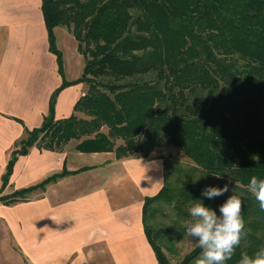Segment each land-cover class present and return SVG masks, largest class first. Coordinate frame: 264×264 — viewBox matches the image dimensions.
Segmentation results:
<instances>
[{
	"label": "trees",
	"instance_id": "trees-1",
	"mask_svg": "<svg viewBox=\"0 0 264 264\" xmlns=\"http://www.w3.org/2000/svg\"><path fill=\"white\" fill-rule=\"evenodd\" d=\"M42 8L61 74L57 25L73 32L85 66L76 81L63 80L42 124L18 142L0 192L19 155L32 145L61 150L69 139L83 136L76 145L80 151L148 156L165 141L210 175L245 187L253 176L264 179V0H43ZM81 81L88 90L74 108L89 118L74 113L56 118L60 90ZM118 137L124 143L115 148ZM72 172L65 167L0 200L12 203ZM180 188L170 184L166 170L164 187L144 203L145 231L162 264H172L157 242L169 230L152 223L153 204L174 198L178 207L193 202L190 190ZM246 211L248 206L242 216ZM247 236L226 264H238L242 252L253 255L264 247V236ZM200 251L195 246L178 264H193Z\"/></svg>",
	"mask_w": 264,
	"mask_h": 264
},
{
	"label": "crops",
	"instance_id": "crops-1",
	"mask_svg": "<svg viewBox=\"0 0 264 264\" xmlns=\"http://www.w3.org/2000/svg\"><path fill=\"white\" fill-rule=\"evenodd\" d=\"M43 0H0V190L12 151L42 124L63 80L76 81L85 56L67 26L54 28L64 76L51 51ZM87 92L74 82L60 90L56 118L68 117ZM162 155L61 150L34 144L17 158L10 194L65 167L74 171L12 203L0 200V264H162L143 220L145 199L165 185Z\"/></svg>",
	"mask_w": 264,
	"mask_h": 264
},
{
	"label": "rangeland",
	"instance_id": "rangeland-1",
	"mask_svg": "<svg viewBox=\"0 0 264 264\" xmlns=\"http://www.w3.org/2000/svg\"><path fill=\"white\" fill-rule=\"evenodd\" d=\"M74 114L77 117L89 118V116L81 110H75ZM101 130L107 132L108 128L107 126H103ZM43 135L44 133L40 135V139ZM86 137L87 136H83L81 138L73 137L63 144V148H66L67 146L76 148V145ZM123 143L124 139L118 137L115 140V148ZM112 151L115 152V150ZM132 154L138 155L140 152L138 151ZM148 155L164 156L168 163L167 173L170 184L176 186L177 188L181 187L180 189L182 190L184 188H188V190H190L189 194L191 195L189 200L191 201L192 198H194L193 202H186L182 207H178L176 205L177 198H174L172 203H168L165 199H160L153 204L154 207L157 208V212L156 216H154L151 220L152 223L156 227L164 226L169 230V234H164L157 240V242L162 246L163 251L167 254L172 264H178L184 258V256L196 246L195 241L184 234L185 229L182 226L183 221L189 218V207L196 203V200H200L205 204V206H209L216 210L217 214L219 215V205H221L233 192L242 199V209L244 206H248V211L243 213L245 231L247 232V235L254 234L257 235L256 238H262L264 236V211L259 209L258 202L248 191L247 187L206 173L204 170L198 168L195 162L180 148L165 141L160 146L150 151ZM226 183L229 184V192L225 193L224 196L208 199L201 195L202 190L206 187L212 186L222 188ZM179 197H181V195ZM247 237L249 238V236Z\"/></svg>",
	"mask_w": 264,
	"mask_h": 264
},
{
	"label": "clouds",
	"instance_id": "clouds-1",
	"mask_svg": "<svg viewBox=\"0 0 264 264\" xmlns=\"http://www.w3.org/2000/svg\"><path fill=\"white\" fill-rule=\"evenodd\" d=\"M219 177V176H217ZM237 182L235 181V184ZM248 191L264 211V179L253 176L247 185ZM229 192V184L221 187H206L201 195L214 199ZM188 209L189 218L183 221L184 234L195 241L201 250L194 264H225L232 259L242 238L247 236L245 221L242 216V199L234 194L218 207L217 211L196 200ZM238 264H264V247L253 255L242 252Z\"/></svg>",
	"mask_w": 264,
	"mask_h": 264
}]
</instances>
